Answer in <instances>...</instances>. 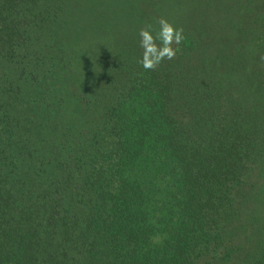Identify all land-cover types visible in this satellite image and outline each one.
Wrapping results in <instances>:
<instances>
[{"label":"trees","instance_id":"16d2710c","mask_svg":"<svg viewBox=\"0 0 264 264\" xmlns=\"http://www.w3.org/2000/svg\"><path fill=\"white\" fill-rule=\"evenodd\" d=\"M141 1L117 55L76 47L91 2L0 0V264H264V102L207 41L233 11L264 82V0H197L154 70Z\"/></svg>","mask_w":264,"mask_h":264},{"label":"rangeland","instance_id":"374dc122","mask_svg":"<svg viewBox=\"0 0 264 264\" xmlns=\"http://www.w3.org/2000/svg\"><path fill=\"white\" fill-rule=\"evenodd\" d=\"M94 6V11L86 15L83 12L84 18L81 21L77 19H69V29H73L78 42L77 48L84 51L94 50V46L102 48L107 45V48L114 49L117 55L120 53L121 46L117 44L116 37L122 31L126 38H136V25L144 16L147 3L141 0H86ZM199 4L197 0H158L155 10H153L152 21L153 27L158 28V21L161 18H167L177 26L186 29L192 26L191 17L195 12L199 13ZM227 20L222 23L228 27L231 34L230 38L223 36L222 28H216L214 32L207 35V41L214 50L216 58L225 62L237 60L239 64L238 79L242 85L243 97L247 103L254 104L255 101L264 102V82L260 74L256 70H251L247 64L249 57L250 46L244 44V28L239 21H236L233 11L225 8ZM188 16L190 17L188 19ZM216 20L215 17L210 18L209 23L212 24ZM82 22V23H81ZM121 25L115 33L114 26ZM117 27V26H116ZM136 30V31H135ZM115 33V34H114ZM73 42V43H74ZM240 47V50L238 48ZM118 50V51H117ZM88 66H91L88 62ZM79 70V71H78ZM83 68L70 73L71 83L66 84L68 91H73L76 87L85 83V75L82 73ZM83 80V82H82ZM79 82L78 86L74 82ZM264 200V188L262 191Z\"/></svg>","mask_w":264,"mask_h":264},{"label":"clouds","instance_id":"9594fccd","mask_svg":"<svg viewBox=\"0 0 264 264\" xmlns=\"http://www.w3.org/2000/svg\"><path fill=\"white\" fill-rule=\"evenodd\" d=\"M158 25V28L149 25L139 32L140 47L143 49L140 63L145 70H154L165 59L173 60L186 41L184 29L167 18H161Z\"/></svg>","mask_w":264,"mask_h":264}]
</instances>
